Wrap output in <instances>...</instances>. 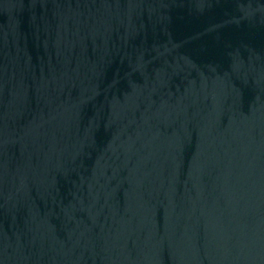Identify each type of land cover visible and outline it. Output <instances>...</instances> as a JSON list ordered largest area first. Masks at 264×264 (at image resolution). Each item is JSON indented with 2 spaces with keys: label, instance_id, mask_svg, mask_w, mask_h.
I'll return each instance as SVG.
<instances>
[{
  "label": "water",
  "instance_id": "1",
  "mask_svg": "<svg viewBox=\"0 0 264 264\" xmlns=\"http://www.w3.org/2000/svg\"><path fill=\"white\" fill-rule=\"evenodd\" d=\"M0 264H264V0H0Z\"/></svg>",
  "mask_w": 264,
  "mask_h": 264
}]
</instances>
